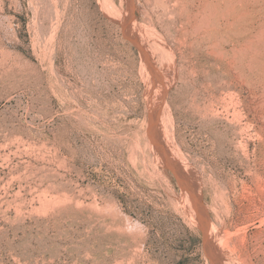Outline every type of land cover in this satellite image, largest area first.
I'll use <instances>...</instances> for the list:
<instances>
[{
  "label": "rangeland",
  "instance_id": "rangeland-1",
  "mask_svg": "<svg viewBox=\"0 0 264 264\" xmlns=\"http://www.w3.org/2000/svg\"><path fill=\"white\" fill-rule=\"evenodd\" d=\"M0 264H264V0H0Z\"/></svg>",
  "mask_w": 264,
  "mask_h": 264
}]
</instances>
